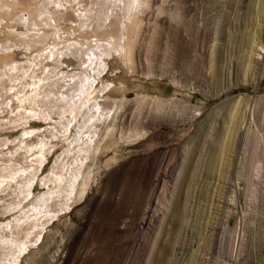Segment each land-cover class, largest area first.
Returning <instances> with one entry per match:
<instances>
[{
    "label": "rangeland",
    "instance_id": "obj_1",
    "mask_svg": "<svg viewBox=\"0 0 264 264\" xmlns=\"http://www.w3.org/2000/svg\"><path fill=\"white\" fill-rule=\"evenodd\" d=\"M21 8H0V55H23ZM139 16L114 137L21 264H264V0H149Z\"/></svg>",
    "mask_w": 264,
    "mask_h": 264
},
{
    "label": "bare ground",
    "instance_id": "obj_2",
    "mask_svg": "<svg viewBox=\"0 0 264 264\" xmlns=\"http://www.w3.org/2000/svg\"><path fill=\"white\" fill-rule=\"evenodd\" d=\"M148 5L0 0V8L22 7L15 40L23 53L0 55V202L9 214L0 221V264L26 261L49 225L84 196L93 164L114 137L113 113L131 90L121 71L131 64ZM67 8L78 34L62 23Z\"/></svg>",
    "mask_w": 264,
    "mask_h": 264
}]
</instances>
